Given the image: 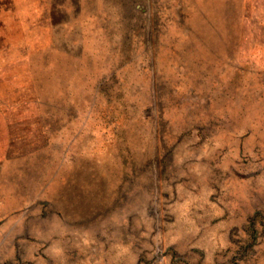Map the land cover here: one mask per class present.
I'll list each match as a JSON object with an SVG mask.
<instances>
[{"label":"rangeland","instance_id":"obj_1","mask_svg":"<svg viewBox=\"0 0 264 264\" xmlns=\"http://www.w3.org/2000/svg\"><path fill=\"white\" fill-rule=\"evenodd\" d=\"M0 264H264V0H0Z\"/></svg>","mask_w":264,"mask_h":264}]
</instances>
